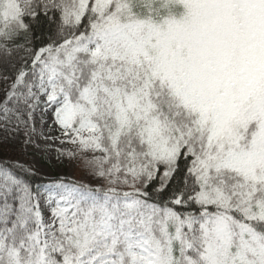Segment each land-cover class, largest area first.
<instances>
[{"label": "snow or ice", "instance_id": "1", "mask_svg": "<svg viewBox=\"0 0 264 264\" xmlns=\"http://www.w3.org/2000/svg\"><path fill=\"white\" fill-rule=\"evenodd\" d=\"M15 140L0 264H264V0H0Z\"/></svg>", "mask_w": 264, "mask_h": 264}, {"label": "rangeland", "instance_id": "2", "mask_svg": "<svg viewBox=\"0 0 264 264\" xmlns=\"http://www.w3.org/2000/svg\"><path fill=\"white\" fill-rule=\"evenodd\" d=\"M16 160L24 162V163L34 162L36 166L40 168L41 171H45V172L49 171V169L45 166L47 162L41 158L40 154L37 153L33 155V150L31 149L29 150L28 154H25L23 152V155ZM57 170L69 176L71 175L79 176V173L75 171L70 165H67V164L63 168H58Z\"/></svg>", "mask_w": 264, "mask_h": 264}, {"label": "trees", "instance_id": "3", "mask_svg": "<svg viewBox=\"0 0 264 264\" xmlns=\"http://www.w3.org/2000/svg\"><path fill=\"white\" fill-rule=\"evenodd\" d=\"M23 155L18 140L10 141L7 144L0 143V159H8L15 161Z\"/></svg>", "mask_w": 264, "mask_h": 264}]
</instances>
